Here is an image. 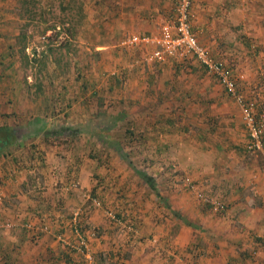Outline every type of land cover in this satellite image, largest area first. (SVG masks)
Returning a JSON list of instances; mask_svg holds the SVG:
<instances>
[{
    "label": "rangeland",
    "instance_id": "374dc122",
    "mask_svg": "<svg viewBox=\"0 0 264 264\" xmlns=\"http://www.w3.org/2000/svg\"><path fill=\"white\" fill-rule=\"evenodd\" d=\"M136 1L125 0L124 8H117L109 22L107 0H29L33 17L19 13L23 0H0V28L16 32V76L24 96L18 111L0 116V122H12L25 146L40 144L38 151L46 160L42 175H47L41 194L34 196L40 202L37 211L32 207L25 216L20 211L5 212V220L10 218L14 228L24 230L25 221L38 220L49 227L48 232L36 233L38 237L47 234L58 241L56 236L62 233L67 241H75L70 220L79 211L92 260L87 262L72 251L75 264H116L121 255L133 261L156 251L157 225L163 235L169 225L173 232L179 229V224H171L173 205L177 213L185 214L178 220L193 223V235L194 223L199 224L205 234L201 244H207L210 227L218 226L221 212L207 205L197 190L223 200L226 187L217 188L239 183L245 200L257 186L264 189L262 159L247 149L238 105L196 56L182 50L158 62L149 59L157 44L126 46L122 40L129 34L120 40L111 35L113 27L158 36L171 22L173 0L167 5ZM221 2L219 20L211 22L219 33L218 44L233 54L230 49L222 54L208 48L216 41L207 32L201 37L209 46L200 39L193 16L192 29L198 41L230 68L244 98L264 108V0ZM194 4L195 0L191 14ZM151 10L157 18L134 19L137 13ZM71 25L72 30H67ZM21 31L26 60L16 38ZM10 38L11 34L2 43ZM40 113L48 129L34 138L38 140L25 141L29 139L22 134L27 132L25 126ZM91 159L100 167L89 173ZM137 169L155 179L156 190ZM220 177L226 184L220 185ZM92 192L100 205L89 200ZM1 207L0 211L6 210ZM92 242L100 243L98 250H92Z\"/></svg>",
    "mask_w": 264,
    "mask_h": 264
},
{
    "label": "crops",
    "instance_id": "0c3cea01",
    "mask_svg": "<svg viewBox=\"0 0 264 264\" xmlns=\"http://www.w3.org/2000/svg\"><path fill=\"white\" fill-rule=\"evenodd\" d=\"M124 1L107 0V20L109 22L116 16L115 10L124 8L122 7ZM127 1L129 2V0ZM134 1L133 3H137L136 0ZM203 1L200 3V0H195L192 8L191 17L193 16L197 23L196 32L204 43H207V41L203 40L201 36L206 35L207 32L213 42L216 41V46L212 44V46L208 47L209 44L207 43V47L218 49L224 54L226 53L224 51H228L230 48L226 45L218 44L219 33L214 32L216 26L213 24L215 20H219L216 14L222 11L220 5L222 0H215L214 5L208 4V0ZM148 2H156L157 4L162 2L167 5L171 0H148ZM136 17L138 20L144 21L153 17L157 18L158 14H155V11L152 13L151 10L145 13L139 12L134 16V19ZM128 19L132 20V18ZM120 21L126 22L127 18L125 20L121 18ZM150 28L152 29V27H148L147 30H151ZM5 29L0 28V116L15 114L14 111H18L20 101L24 97L20 93V81L16 76L18 62L14 53L15 39L13 37L16 32L10 33L9 31H4ZM137 32L132 33L113 27L110 29L111 35L116 36L119 40L123 39L127 34H129L128 36L151 34L150 31L142 29ZM10 34L12 38L7 39L6 43H2L4 38L10 36ZM110 46L107 44V50H109ZM231 53L233 54V50H231ZM115 81L118 82V77L115 78ZM25 102L28 104V97H26ZM30 105L28 104V107ZM41 115V113L35 114L34 116L36 117L29 120V124L25 126L24 132H27L22 134L29 138L25 141L38 140L34 138H37L44 129H48L43 124ZM0 125L14 126L7 119L0 122ZM19 137L20 134L19 136L17 134V143L9 147L19 148L18 150L10 149L8 153H0V195L4 199L0 206H2L1 208H6V210L0 211L1 221L6 219L5 212L20 211V215L25 216L26 210H30L32 207H34L33 210L37 211V206L40 205V202L34 196L41 194V185L44 181H47L44 179L47 175H42L46 160H43L41 151H38L39 147H41L40 144L32 143L31 146H25L24 140ZM155 149H158V147H155ZM16 150L17 152H15ZM24 150H26V153L22 154ZM91 161L89 173L95 166L96 168L99 166L92 159ZM54 162H56L55 159ZM99 170L107 172V169L104 168ZM81 171L82 169L80 174ZM258 178L257 180L261 181L260 176ZM218 179V182L221 183L220 185L226 184L225 179H222V177ZM228 184L233 185L232 182ZM228 184L217 188L220 190L221 187L223 189L226 187L222 192V196H225L223 199L225 208L219 210L221 213L218 214L221 218L217 220L218 226L210 227L207 244H201V236L203 235L204 237L205 234H202L203 230H201L199 224L194 223V227L197 230L195 235H193V223L189 222L190 219L186 222L178 220L181 218L175 214L177 210H175L176 207L173 205L171 206V212L174 215L171 214L173 217L171 224H179L177 232H173L169 225L166 234H160V225H157L154 230L156 232L154 235V242L157 245L156 251L134 257L133 261L128 259L127 256L123 257L121 255L116 264H264V189L257 186L252 190L251 195L245 196L244 200L239 192V189L242 188L239 183H236L233 188L228 187ZM230 211H234V213L229 214ZM178 214L180 215V213ZM181 214L183 215L180 216L184 217L185 214ZM94 218L96 219L97 217ZM37 221L35 220L34 223H37ZM103 229L107 233V225H104ZM62 231H65V229ZM66 232L67 230L64 233ZM198 235L200 240L196 239ZM41 236L38 237L35 232L29 229L0 228V264H75L74 253H72L73 250L70 246L56 241L53 237L52 239L51 237L49 238L48 236L51 235L45 234L43 237ZM99 246L100 243L92 242L91 244V248L94 251L98 250ZM187 247H194L195 249L189 250ZM135 259L138 260L135 261Z\"/></svg>",
    "mask_w": 264,
    "mask_h": 264
},
{
    "label": "built area",
    "instance_id": "2783aa9c",
    "mask_svg": "<svg viewBox=\"0 0 264 264\" xmlns=\"http://www.w3.org/2000/svg\"><path fill=\"white\" fill-rule=\"evenodd\" d=\"M193 0H174V12L170 23H165L158 36L153 35H131L122 40L126 46H139L147 44H157L149 59L162 62L166 57L173 56L178 51L185 50L191 52L204 65L206 70L214 75L224 86L227 93L233 98L239 107L242 122L247 132V149L256 152L262 159L261 172L264 176V108H258L254 102L244 98L236 84L230 68L216 59L209 50L201 44L191 24V5ZM191 179L187 178V183L191 184ZM75 186V183L72 184ZM198 196L208 205L216 209L225 208L224 200L210 196L201 190H197ZM91 196L89 200L94 205H100L99 200ZM2 196L0 195V200ZM71 227L75 241H67L66 237L60 233L56 236L58 241L70 246L75 253L80 254L87 262L92 260L89 251L88 239L79 225V211H75L71 216ZM15 225L10 219L0 221V227L10 228ZM23 226L35 233L48 232L47 224H39L25 221Z\"/></svg>",
    "mask_w": 264,
    "mask_h": 264
},
{
    "label": "trees",
    "instance_id": "16d2710c",
    "mask_svg": "<svg viewBox=\"0 0 264 264\" xmlns=\"http://www.w3.org/2000/svg\"><path fill=\"white\" fill-rule=\"evenodd\" d=\"M30 2L34 3L35 0H30ZM29 0H23V5H22V10H20V14L23 15L24 13H26L27 15H30V17L34 16V12L32 9V6H29L30 4ZM70 3V2H69ZM33 4V8H34ZM69 4L67 5H62V9H66L68 7ZM33 13V14H32ZM73 26H69V29L67 30H72ZM17 43L19 44V53L22 55L23 59L26 60V53H25V47H26V43H25V32L21 31L18 35H17ZM16 138H17V133L15 130L14 126H10V125H0V153H8L9 151V147L14 145L16 142ZM129 163H132V161L129 159L128 161ZM139 176H142V178L150 185L153 186L156 190L155 185L157 184L155 179L149 175L147 172L145 171H141L138 170L136 171ZM94 192H92V196ZM208 205V204H207ZM177 215V217L184 219L183 216L181 217L178 213H175Z\"/></svg>",
    "mask_w": 264,
    "mask_h": 264
}]
</instances>
